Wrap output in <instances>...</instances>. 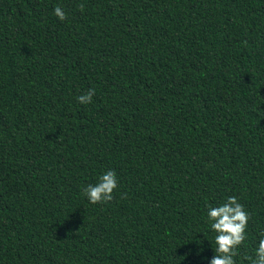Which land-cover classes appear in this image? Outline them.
I'll return each instance as SVG.
<instances>
[{
    "label": "trees",
    "instance_id": "1",
    "mask_svg": "<svg viewBox=\"0 0 264 264\" xmlns=\"http://www.w3.org/2000/svg\"><path fill=\"white\" fill-rule=\"evenodd\" d=\"M109 169L111 200L89 203ZM228 197L250 264L264 0H0V264H207L206 210Z\"/></svg>",
    "mask_w": 264,
    "mask_h": 264
},
{
    "label": "clouds",
    "instance_id": "2",
    "mask_svg": "<svg viewBox=\"0 0 264 264\" xmlns=\"http://www.w3.org/2000/svg\"><path fill=\"white\" fill-rule=\"evenodd\" d=\"M54 15L63 21L66 12L59 6L54 9ZM94 90L78 96L80 104L92 102ZM118 179L114 170L101 173L94 184H88L82 189L89 203L97 204L111 200L113 191L117 188ZM205 220L208 229L214 233L210 242L214 255L207 264H237L238 252L247 239L249 213L236 197H228L222 203L210 205L206 210ZM213 244L215 247L213 248ZM202 249L200 253L202 255ZM250 264H264V231L258 234L257 243L251 256H245Z\"/></svg>",
    "mask_w": 264,
    "mask_h": 264
}]
</instances>
